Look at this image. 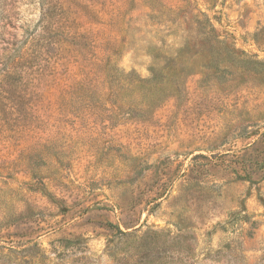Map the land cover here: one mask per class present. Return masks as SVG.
Returning a JSON list of instances; mask_svg holds the SVG:
<instances>
[{
	"label": "rangeland",
	"instance_id": "rangeland-1",
	"mask_svg": "<svg viewBox=\"0 0 264 264\" xmlns=\"http://www.w3.org/2000/svg\"><path fill=\"white\" fill-rule=\"evenodd\" d=\"M255 60L264 0H0V264H264Z\"/></svg>",
	"mask_w": 264,
	"mask_h": 264
},
{
	"label": "trees",
	"instance_id": "trees-1",
	"mask_svg": "<svg viewBox=\"0 0 264 264\" xmlns=\"http://www.w3.org/2000/svg\"><path fill=\"white\" fill-rule=\"evenodd\" d=\"M201 22L204 26V32L196 34L199 35L200 39H195V45H197L198 49L201 51H209V49H213L214 47H219L220 45H223V43L217 39L216 37L213 38L215 29L214 27L209 23L208 19H202L198 20ZM197 21V22H198ZM190 37V36H189ZM190 42V39L186 42L183 47H180L176 49L174 54L165 55L168 52L163 51L160 48L157 49L158 56L162 57L167 61V67L171 68V71L166 74V78L164 77L161 81L154 80V78H148V79H140L135 75V73H126V74H120L118 76V79L113 83H111V80L109 82V91L108 93H175L180 92L181 88V81L179 80L180 75H177L176 73H172L173 70H177L176 67H180L181 64L185 63V59L187 56V46ZM208 52V53H209ZM254 63L264 66V62L261 61H253ZM181 71V69H180ZM7 75H10L11 72L7 71Z\"/></svg>",
	"mask_w": 264,
	"mask_h": 264
}]
</instances>
